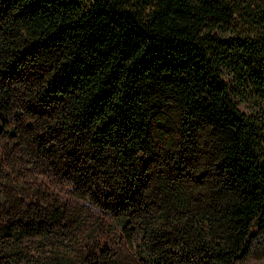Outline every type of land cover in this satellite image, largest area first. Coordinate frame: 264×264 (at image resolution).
Listing matches in <instances>:
<instances>
[{"label":"trees","instance_id":"16d2710c","mask_svg":"<svg viewBox=\"0 0 264 264\" xmlns=\"http://www.w3.org/2000/svg\"><path fill=\"white\" fill-rule=\"evenodd\" d=\"M264 254V0H0V264Z\"/></svg>","mask_w":264,"mask_h":264},{"label":"rangeland","instance_id":"374dc122","mask_svg":"<svg viewBox=\"0 0 264 264\" xmlns=\"http://www.w3.org/2000/svg\"><path fill=\"white\" fill-rule=\"evenodd\" d=\"M246 264H264V254H261V256H249L246 260Z\"/></svg>","mask_w":264,"mask_h":264}]
</instances>
